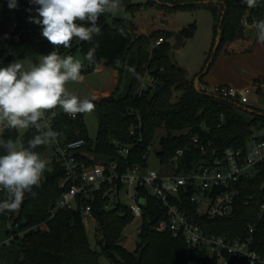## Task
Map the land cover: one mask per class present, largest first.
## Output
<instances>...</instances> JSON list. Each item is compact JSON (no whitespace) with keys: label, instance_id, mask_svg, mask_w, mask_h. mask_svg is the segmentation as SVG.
I'll return each instance as SVG.
<instances>
[{"label":"trees","instance_id":"1","mask_svg":"<svg viewBox=\"0 0 264 264\" xmlns=\"http://www.w3.org/2000/svg\"><path fill=\"white\" fill-rule=\"evenodd\" d=\"M158 1L173 6L159 5L154 0L147 2L146 6L155 5L162 10L200 6L209 9L216 19L213 41L215 43L220 28L218 51L226 46L227 53L250 49L249 41L245 37V17L250 23L264 20V0H260L257 9L250 12L239 0H209L210 3L206 5H184L204 0ZM121 6L129 11L140 9V5L132 3L131 0H122ZM27 9V3L22 0H17L15 8H9L8 0H0V43H10V51L0 53V67L14 60L37 62L39 56L49 54L52 50L51 44L42 37L40 26L29 21L31 15ZM108 15L105 14L98 20L102 35L94 38L99 41V48L96 52L97 63L91 65L92 68L86 67L90 64L84 59L90 47L88 43L74 40L70 49L59 47L58 50V54L62 53L64 56L79 50L85 65L82 73L93 72V68L102 62L114 67L118 63L122 65L119 68L116 90L109 97H103L98 103H94L99 124L94 141L88 136L82 114H78L75 119L61 115L56 120L55 130L60 133L61 138L66 141L85 140V149L94 155V160H88V164L116 163L119 173L137 165H146L144 156H148L149 147L152 146L159 129L167 132L160 140V151L157 154L162 166L168 165L176 150L185 151L179 161L178 172L189 170L191 163L201 157L189 142L191 136H198L202 143L209 145V149L216 150L218 154L227 148H240L245 151L253 135L259 134L264 138V115L252 114L231 100L215 98L195 90L194 80H189L186 71L174 64L170 58L169 32L155 31L149 35H138L130 21L114 19L111 25L107 21ZM15 23L16 27L12 28ZM179 34L183 39L192 38L195 24L180 30ZM159 38H163L164 42L154 46ZM212 50L213 48L206 61L210 59ZM145 72L157 78L156 88L153 92L139 95L136 76ZM124 75L127 76V90L123 96H118L116 92ZM202 78L203 76L200 81ZM176 93L180 96L173 103ZM132 108L139 113V129L135 128L138 120L131 113ZM255 110L264 114V111ZM173 132L180 134L174 135ZM34 134L35 129H28L21 138L22 143L26 146ZM139 136L141 141L138 140ZM4 138L16 141L18 131L6 130ZM115 142L121 146H131L129 154L122 156ZM47 150L48 145L35 149L40 155ZM0 154H3V150H0ZM49 159L51 170L45 173L42 186L34 189L37 195L35 198L28 195L22 204L17 231L27 230L46 221L47 227L29 230L16 236L7 247L0 246V264H101V255L111 264H217L216 259L206 250L192 247L183 239L173 237L168 231H157L155 227L165 217V210L157 199L144 191H141V195L145 196L146 204L141 216L139 241L134 250L124 247L121 244L122 235L126 226L133 222L134 216L123 204L105 209L108 203V186L97 193L93 204L92 216L97 223L96 230L99 235L96 246L100 250L92 249L80 212L62 211L48 220L49 208L62 193L59 183L65 175L62 164L53 157ZM263 185L264 165L255 177L240 182L235 210L228 218L212 221L199 218L195 206L187 200L182 208L188 216L195 217L201 228L209 234L242 237L244 229L257 222V214L264 204ZM0 199H3L2 195ZM13 213L11 220L15 216V212ZM7 221L6 212L0 214V222L6 225ZM17 231L6 229L5 233L8 236ZM256 247L264 256V224L259 225ZM141 249V257L137 259ZM227 260L228 264H248L246 260H238L232 256H227Z\"/></svg>","mask_w":264,"mask_h":264},{"label":"built area","instance_id":"2","mask_svg":"<svg viewBox=\"0 0 264 264\" xmlns=\"http://www.w3.org/2000/svg\"><path fill=\"white\" fill-rule=\"evenodd\" d=\"M22 1L27 3L28 9L33 8L32 12L28 11L31 16L37 15L34 11L35 6L31 5L29 0ZM239 2L248 12L258 7L257 5L250 9L242 3V0ZM255 22L257 21L250 23L246 17L244 18V25L254 30ZM14 27L16 23L13 24L12 28ZM163 42L164 39L159 38L154 46H159ZM51 46V52L54 50L58 52L59 48L56 49L52 44ZM86 67L92 68L91 65ZM93 71L99 72V66H95ZM136 79L139 84V95L155 90L157 78L154 75L148 72L139 73ZM200 90L210 96L247 106L252 86L240 89L229 85H214L203 86ZM54 111L56 116L51 121V127L56 131L57 118L67 114L59 107ZM131 113L136 115L138 124L135 128L139 129L141 125L139 113L135 108L131 109ZM56 132L58 133L57 139L48 144V149L51 157L62 164L65 175L59 183L62 193L49 208L48 220L62 211H78L83 220L86 218L94 220L92 209L96 195L108 186L106 193L108 203L105 209L115 207L116 204H123L133 214L134 222L136 218H141L143 207L146 204L145 196L141 195V191H144L147 195L157 199L165 210V217L158 221L155 227L157 231H168L173 237L183 239L188 245L206 250L216 259L217 264H228L227 256L246 260L248 264H264V256L256 247L259 225L264 224V204L257 214V222L249 224L244 229V235L238 238L205 232L197 219L188 216L182 208L187 200L195 206L199 218L212 221L230 217L235 210L240 182L255 177L260 167L264 165V138L259 134L252 136L245 151L240 148H227L221 154L214 149L210 150L209 145L202 143L198 136H191L189 142L201 157L193 161L191 168L185 172H178L179 161L185 154L184 149H178L170 158L168 165L164 166L169 170L167 172L148 169L146 173H141L142 168H147L148 156H144L146 165H137L124 173H119L116 163L88 164V160H94V155L85 149V140L66 141L60 137L58 131ZM132 134H134L133 131ZM138 140L141 141L140 136ZM115 143L119 146V153L122 156L129 154L131 146H121ZM1 195L4 198L6 194L0 193ZM13 214L6 212L8 219L6 229L17 231L19 228L17 222L12 228L10 227ZM46 222L21 232H11L6 241L0 238V246L10 245L16 236H21L29 230L45 229Z\"/></svg>","mask_w":264,"mask_h":264},{"label":"clouds","instance_id":"3","mask_svg":"<svg viewBox=\"0 0 264 264\" xmlns=\"http://www.w3.org/2000/svg\"><path fill=\"white\" fill-rule=\"evenodd\" d=\"M122 0H29L37 15L29 21L40 26L42 37L56 49H70L74 40L90 45L84 59L97 63L96 52L102 35L98 20L114 14ZM260 0H242L254 8ZM9 8L17 7V0H8ZM32 12L33 8L27 9ZM256 38L264 43V20L255 22ZM123 35V33L121 32ZM85 67L72 55L61 57L56 50L44 55L29 67L18 60L0 67V214L18 212L28 195L42 186L49 161L35 151L57 139L51 127L57 107L75 119L78 114L94 110L95 97L71 94L65 87L69 81L83 82ZM35 129L27 145L4 138L6 130Z\"/></svg>","mask_w":264,"mask_h":264},{"label":"rangeland","instance_id":"4","mask_svg":"<svg viewBox=\"0 0 264 264\" xmlns=\"http://www.w3.org/2000/svg\"><path fill=\"white\" fill-rule=\"evenodd\" d=\"M132 3L136 5H140V9L136 11H129L125 7L121 6L118 11L114 14H109L107 17V21L109 24L113 25L114 19H122L128 20L132 23V25L136 28V33L138 35H149L155 31H164L169 32L171 34V38L169 42L171 44L170 58L172 62L180 67H182L186 71V76L189 80H195L199 73L203 72L207 63L206 61L209 57V52L213 48V39H214V26L216 24V19L213 13L207 9L206 7H189V8H175L171 10H162L157 8V6H146L147 2L150 0H131ZM191 24H195V34L190 39H183L180 48L174 50L172 48L173 45L177 42L178 35L180 30L184 28H188ZM250 32V31H249ZM256 34V32L254 33ZM253 34V38H254ZM10 51V43L3 42L0 43V53L5 52L8 53ZM47 55V54H45ZM61 57L64 54L59 53ZM44 55L38 57L37 62H33L30 60H21L22 64L25 67H29L33 64L38 63ZM74 60H79L82 64H84L83 56L80 51L77 50L72 54ZM228 54L226 51V46H223L216 54L210 68L205 74L204 79L207 81L210 80H222V77L226 73V69L228 65L234 66L232 64H239L236 66L240 69L242 74H248V68L243 64L242 61L236 62V60H229ZM211 58V57H210ZM104 64V63H103ZM229 65V66H230ZM105 68L100 72H90V73H82L85 79L83 82H73L69 81L65 87L66 89L73 95H77L80 97L88 96L90 97L94 91L104 92V91H112L110 96L117 88L118 82H116V78L114 76L113 70L114 66H109L104 64ZM119 68L122 67L121 63L117 65ZM203 83V82H202ZM259 87L258 84L254 83L252 85V93L250 94V98L254 99V101H258L259 103H264V96L256 93V89ZM200 88V87H199ZM127 90V76L124 75V78L120 81L119 89L116 92V95L123 96ZM100 98L105 97L102 94H99ZM180 94L176 93L172 102H176L177 97ZM82 118L84 124L87 129L88 136L91 140H95L98 133V118L93 110L89 113H83ZM27 130H19L18 138L16 140L17 143H22L21 138L25 135ZM167 132L164 129H159L154 137V141L152 146L150 147V151L148 153V162L147 168H142L140 170L141 173H146L149 170H156L158 172H167L166 168L162 166L159 162L157 154L160 151V140L162 137L166 136ZM174 135L180 134V132H173ZM42 158H45L49 161L47 171L51 170L50 159L51 154L49 149L41 155ZM45 173L43 178L45 177ZM128 204L127 201H125ZM84 224L86 226V232L88 236V240L90 246L94 250H100L99 247L96 246L97 239L99 235L96 230V221L95 219H84ZM141 227V218H136L134 222L130 223L124 229L121 244L128 248L129 250H134L137 242L139 241V231ZM6 225L5 223L0 222V238L3 241H6L8 237L6 236ZM7 247L8 245H3V247ZM2 253V252H1ZM99 261L101 264H111V262L105 257L100 256Z\"/></svg>","mask_w":264,"mask_h":264},{"label":"crops","instance_id":"5","mask_svg":"<svg viewBox=\"0 0 264 264\" xmlns=\"http://www.w3.org/2000/svg\"><path fill=\"white\" fill-rule=\"evenodd\" d=\"M250 31V32H249ZM256 31L252 27H247L245 29V37L249 41L250 49L246 51H238L234 53H227L228 59L230 60H236V62L242 61L243 64L248 68V74L240 72V69L236 66L239 65L237 63L232 64L234 66L228 65L226 69V73L222 77V80H210L207 81L204 79V76L202 78V81H199V87L203 86H214V85H229L233 87H237L240 89L251 87L254 83L258 84L259 87L256 89V93H258L261 96H264V44L257 41L256 34H254ZM254 34V38H253ZM105 62H102L99 66V72L105 68L104 64ZM202 71V70H201ZM114 76L116 78V82L119 80V67L116 66L113 70ZM200 74V73H199ZM207 74V73H206ZM203 82V83H202ZM112 91H94L93 94L90 97H98L100 98L99 94L102 95H109ZM89 97V98H90ZM108 97V96H105ZM254 99L250 98L249 104L247 106L255 108L257 110L264 111V103H259L258 101H254Z\"/></svg>","mask_w":264,"mask_h":264},{"label":"water","instance_id":"6","mask_svg":"<svg viewBox=\"0 0 264 264\" xmlns=\"http://www.w3.org/2000/svg\"><path fill=\"white\" fill-rule=\"evenodd\" d=\"M154 2H156V3L159 4V5H167V6H170V7L173 6L172 4L161 3V2H159L158 0H154ZM213 2H216V1H213ZM209 3H210L209 0H204V1H196V2L185 3L184 5H206V4H209ZM222 20H223V17L221 18L220 21L222 22ZM220 32H221V30H220V28H219V29H218V34H217V36H216L215 43H214V46H213V50H212V54H211V58H210L209 62L207 63V65H206L205 69L203 70V72H201V74H199V75L197 76V78L194 80V88H195V90H196L197 92H199V93H202V91H201L200 88H199V81H200V78H201L202 76H204V75L208 72V70H209V68H210V65H211V63H212V61H213V59H214V56H215V54L217 53V51H218V49H219V46H220ZM182 41H183V37H182V35L179 34V35H178L177 42L175 43V45L172 46V48H173L174 50L180 48ZM208 95H209V94H208ZM213 97H214V96H213ZM90 98H91V97H90ZM215 98H217V97H215ZM98 102H99V98H98V97H95V101H94V103L96 104V103H98ZM234 104L240 106V105L237 104L236 102H234ZM241 107H242L244 110H247L248 112H250V113H252V114L264 115L262 112H258V111H256V110L253 109V108H248V107H246V106H241ZM262 189L264 190V186L262 187ZM21 211H22V206H21V208L19 209V211L15 213V216H14L13 220H12L11 223H10V227H11V228H12V227L15 225V223L19 220V218H20V216H21ZM142 251H143L142 249L139 251L138 256H137V259H140L141 254H142Z\"/></svg>","mask_w":264,"mask_h":264}]
</instances>
